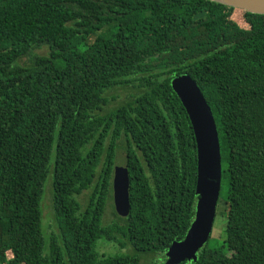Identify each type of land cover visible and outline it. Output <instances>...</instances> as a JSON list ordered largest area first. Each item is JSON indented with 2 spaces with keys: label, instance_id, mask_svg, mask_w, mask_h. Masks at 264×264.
Returning <instances> with one entry per match:
<instances>
[{
  "label": "trees",
  "instance_id": "16d2710c",
  "mask_svg": "<svg viewBox=\"0 0 264 264\" xmlns=\"http://www.w3.org/2000/svg\"><path fill=\"white\" fill-rule=\"evenodd\" d=\"M184 74L212 109L228 193L226 241L183 264H264V15L209 0H0V264L167 261L198 200L172 88ZM116 90L125 99L105 112ZM119 149L128 213L105 225ZM49 177L58 231L46 233Z\"/></svg>",
  "mask_w": 264,
  "mask_h": 264
},
{
  "label": "water",
  "instance_id": "95a60500",
  "mask_svg": "<svg viewBox=\"0 0 264 264\" xmlns=\"http://www.w3.org/2000/svg\"><path fill=\"white\" fill-rule=\"evenodd\" d=\"M252 14L264 15V0H209ZM172 88L178 95L191 121L197 146L198 197L194 221L180 242H174L166 253L165 264L196 262L198 252L209 242L216 218L222 187V155L219 133L211 107L198 84L188 74L176 77ZM113 196L118 205L130 201L128 154L119 149L115 155Z\"/></svg>",
  "mask_w": 264,
  "mask_h": 264
},
{
  "label": "rangeland",
  "instance_id": "374dc122",
  "mask_svg": "<svg viewBox=\"0 0 264 264\" xmlns=\"http://www.w3.org/2000/svg\"><path fill=\"white\" fill-rule=\"evenodd\" d=\"M41 54H45L46 50L39 51ZM125 91L116 90L114 92H109L108 97L111 99V103L105 109V112L116 108L124 99H125ZM115 98L112 100V98ZM94 189L84 192L80 197L79 200L83 207L86 206L90 196L93 194ZM227 193H228V185L224 181L221 187L220 199L217 206V213L216 218L211 234V238L207 243V247L214 249L218 248L223 245L226 241V226H227ZM52 183L51 178H48L46 183L45 193L43 197V218H44V229L46 233H50L51 231H58V225L54 216V210L52 207ZM128 213L126 205H118L112 193V197L109 198L106 208V213L104 216V224L108 225L113 223L114 221H119V218H124ZM104 241H100L103 243ZM120 249L118 245H101L100 246V253L101 254H116L119 253ZM121 252L131 253L132 249L127 247L123 249ZM142 264H165L166 262L163 261L161 256H153V255H142Z\"/></svg>",
  "mask_w": 264,
  "mask_h": 264
}]
</instances>
